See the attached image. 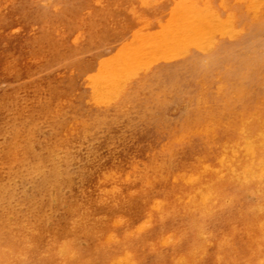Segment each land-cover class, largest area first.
I'll return each instance as SVG.
<instances>
[{
  "label": "rangeland",
  "instance_id": "rangeland-1",
  "mask_svg": "<svg viewBox=\"0 0 264 264\" xmlns=\"http://www.w3.org/2000/svg\"><path fill=\"white\" fill-rule=\"evenodd\" d=\"M186 1L0 0V264H264L248 207L258 198L216 200L236 192L249 158L225 135L242 108H213L219 86L238 97L239 60L264 28L263 9L191 0L211 31L197 40L180 31L181 51L167 59L151 48L153 63L96 97L102 68L163 45ZM249 90L264 95V79ZM193 100L202 120L187 116ZM158 103L168 121L155 130ZM39 188L50 204L30 208Z\"/></svg>",
  "mask_w": 264,
  "mask_h": 264
},
{
  "label": "bare ground",
  "instance_id": "bare-ground-1",
  "mask_svg": "<svg viewBox=\"0 0 264 264\" xmlns=\"http://www.w3.org/2000/svg\"><path fill=\"white\" fill-rule=\"evenodd\" d=\"M236 1L240 4H245V2H246V0H236ZM135 2H136V0H135ZM190 2H191V0H187L186 2H181V7L178 8L177 12L175 13L174 21L171 20V21H173L171 28H169L167 30L168 31L167 32L168 40H166V42L163 45H159L157 43L154 46H149V47H146L142 50L132 48L131 50L127 51L124 56H122L120 58L118 57V60L115 63H113L114 62L113 61L109 65L105 66V68H102L103 69L102 75L99 76L98 78L94 79V82H93V84L96 87L95 91L97 90V93H96L97 99H99V100L110 99L113 96V94L115 92V87L119 83V81H121L123 78H128L130 75L135 73V71L138 68L140 69V67L142 65L144 66L145 63H147V66H149L148 65L149 63L150 64L153 63L151 61H149V63L147 62L149 57H151L149 59V60H151V59H153L152 56H154L153 52L151 51V48L162 46V47H159V51H162V54L164 53V55H162V56H165V53H167V54L169 52L171 53V51H174V52L175 51L178 52V50L181 51L180 49H182V47H183L182 45L184 44L182 42H184V41L183 40L179 41L178 40L179 37L177 35L182 30L187 32L186 36H189L190 38H193L195 40L198 39V36L201 34V32L203 30H205V28L208 26V24L211 22V20L206 19V18L197 17L196 11H195L196 8L191 7ZM248 2H246V3H248ZM247 6L248 7L251 6L252 7L251 9H252V11H254V14H255V12H258L260 9L264 10V0H250V2L247 4ZM175 8H176V6H175ZM249 10L247 12H249ZM263 14H264V12H263ZM228 18H229V16H228ZM226 20H224V21H226ZM216 21H217V19H216ZM228 21L229 20H227V22ZM234 22H235V20H234ZM224 24H226V23H224ZM228 24H230V23H228ZM210 26H208V28ZM214 27H216V26H214ZM242 28H243V26H242ZM209 30H210V28H209ZM223 30H225V28ZM257 30H258L257 35L254 37V39L251 42V45L249 47V50H248L249 56H246L245 58H242L239 60L240 84L236 88V90L239 94L238 97L234 100H231L225 94V90L223 89V87L217 86L218 88H217L216 92H217L218 97L214 96V98H213L215 100V103H213V108H214V110H217L216 105L219 106L220 103H223V105L227 108L229 106V101H233L234 104H238L239 106H241L242 110L237 114V116L236 117H234V116L230 117L231 119L226 125L225 135H226V138H227L230 145H234L236 142L239 143V147H238L239 149L238 150L241 152V155L249 156V158L245 164H240V167L238 168L239 174L234 177V181H235L234 188H235L236 192L230 193V196L227 194L216 193V200H217V202H220L223 206L231 205V206L239 207V206H242V203L244 202L243 197L246 193H250V194L252 193L256 196V198H258L257 199L258 202H256L255 204H250V205H248V207L250 208L251 211L254 212V214L259 219V221L262 225V228H263V232H262V241H263L262 245L263 246L262 247L264 249V111H260V110L258 111L256 109V108H262V109L264 108V95H260L257 98H254V97H252V95L249 94V92L252 91V90L250 91L249 89L253 88V84L255 82H258V80L264 79V28L258 27ZM227 31L229 32V29ZM208 33L209 32L207 31L206 34H208ZM212 33H210V34H212ZM226 35H227V33H226ZM224 36H225V33H224ZM239 36L240 35H238V37ZM207 45L209 46V44H207ZM159 54H161V53H158V55ZM158 55L156 54L155 56H158ZM170 55H172L171 58H173L174 55L173 54H170ZM167 57H169V54L166 55L165 58H167ZM154 59H156V58L154 57ZM160 59H162V58H160ZM253 68H255V70H256V79L255 80H251L249 78L250 70ZM93 78L94 77H92V80H93ZM92 92H94V91H92ZM92 95H93V93H92ZM233 97H234V95H233ZM201 100H203V99H201ZM196 101L197 100H193V102L189 108L187 116H195L198 120H200V119L202 120L204 115L198 111V109H197L198 104ZM95 103H96V101H95ZM156 107H157L156 110L158 111V114H159L158 115L159 118L153 122L152 126L155 130H158L161 128V125L166 123L168 120H166L163 116L162 105L160 103H158L156 105ZM152 112H154V111H152ZM206 119L209 120L210 117L209 118L206 117ZM197 125H198V123L196 124V126ZM179 129H180V126H177V128L175 126V128H173L172 131L174 132V131L179 130ZM172 148H173V146H172ZM192 149L196 153H200V150L196 144ZM247 163H248V165H247ZM24 170H25V168H24ZM24 170L22 172H24ZM20 174L22 175L21 171H20ZM33 176H35V175H33ZM32 180H34V179H32ZM24 183H28V180L26 181V179H25ZM33 183H35V182H33ZM241 186H243V189H241ZM45 188H48L47 185H45ZM34 191H37V192L35 193ZM34 191H32V192H34V195H35L34 198L33 199L28 198L27 200L25 199L26 204L28 206H30V208H34L35 205L38 203L44 208L48 207V205L50 204L49 200H48V192L44 191L40 188H39V190H34ZM241 192H244V193H241ZM8 195H10V194H8ZM25 198H27V197H25ZM31 198H32V196H31ZM19 199H20V197H19ZM5 206H7V205H5ZM7 209H9V208H7ZM39 209H41V208H39ZM5 219H6V217H5Z\"/></svg>",
  "mask_w": 264,
  "mask_h": 264
}]
</instances>
